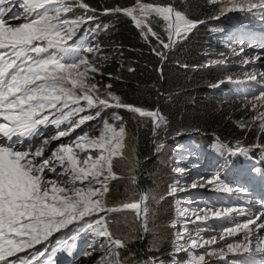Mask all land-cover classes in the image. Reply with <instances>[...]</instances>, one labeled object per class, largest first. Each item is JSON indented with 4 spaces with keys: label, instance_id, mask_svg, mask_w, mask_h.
Returning <instances> with one entry per match:
<instances>
[{
    "label": "snow or ice",
    "instance_id": "1",
    "mask_svg": "<svg viewBox=\"0 0 264 264\" xmlns=\"http://www.w3.org/2000/svg\"><path fill=\"white\" fill-rule=\"evenodd\" d=\"M230 2L233 7L221 9L222 15L238 7L241 12L259 10L264 16V0L248 3L246 7L243 3L237 5L236 0ZM7 4H19V8L13 11L6 8ZM0 5L5 6L0 7V118L3 121L0 122V264H16L15 260L9 261L8 257L25 249H33L36 245H45L54 234L74 223L83 224L79 232H91L94 239L103 238L95 242L104 250V264H121L119 250L126 247V242L114 238L109 232L107 215L134 210L141 227L147 231L150 211L144 203L147 196L143 194L138 200L124 202L117 207L105 205L108 183L117 179L112 171V158L122 154L124 123L121 122L117 128L104 120L99 137L90 138L85 132L75 139L69 138L66 143H58L55 148L51 145L53 141L71 137L76 129L85 126L88 121L101 119L102 114L110 109H126L134 117L151 118L154 137H158L159 130L165 125V117L159 109L145 110L122 101L119 96L108 91L107 96L114 102L110 103L109 99H101L96 94V84H89V71L96 72L97 69L83 54H97L101 49L98 44L84 37L74 40L79 26L92 23L95 19L96 10L84 0H0ZM79 9L83 10L86 20L63 18V14L74 13ZM118 13L130 17L143 36L147 37L151 33L157 40H161V37L146 22L153 14L161 17L168 33V42L163 43L161 40V43L167 49L186 40L189 33L204 23L189 20L172 3L164 5L162 2L141 3L136 0L134 7L105 8L103 14ZM21 20L24 22L13 24V21ZM99 29L100 25L94 30L88 29L86 35L93 37L94 41ZM206 66L212 65L209 63ZM259 76L264 78V73ZM248 79L256 81L257 75H251ZM226 82L234 81L228 77L210 87L218 88ZM260 99H264V95ZM81 102H85L83 106ZM86 110H94V115L72 119ZM113 119L121 121L115 112ZM259 119L261 134H264V112L260 113ZM65 124L66 127L62 128ZM52 126L56 132L48 135L45 130ZM162 147V144L157 145L158 149ZM220 147L223 148V145ZM236 151L247 150L237 148ZM48 173L54 174L56 178H47ZM132 179L135 183V177ZM214 181H218V177L208 181V184ZM178 189V182L170 186L171 193ZM223 191L231 193L233 189L224 186ZM233 211L225 209L213 215L217 219H227ZM96 216L99 218L92 219ZM85 218L89 220L86 222ZM202 218L207 220V214L196 216L197 221ZM253 226L257 230H264V224L249 219L242 225L226 228L225 235L220 236L224 240L238 231L246 230L247 242L227 244L228 253L244 255L245 258L239 264H264V261L256 260L257 254L264 255V238L256 237L255 249L251 247L252 240L249 237L253 236ZM183 235L178 233L179 238H183ZM188 239L191 244L187 249L181 246L177 251H192L215 243V239L200 243L190 234ZM57 243L61 244L60 241ZM177 243H180L179 239ZM66 246L67 241H64L62 247ZM48 247H51L50 243ZM71 250L68 247V251ZM56 255V247L51 248V255L45 247L44 251L33 252L31 260H21L20 264H41V261L43 264H53ZM207 255L226 257L223 249L204 255L193 254L187 264H208ZM45 256L47 260H44ZM144 264L156 262L150 259Z\"/></svg>",
    "mask_w": 264,
    "mask_h": 264
},
{
    "label": "rangeland",
    "instance_id": "2",
    "mask_svg": "<svg viewBox=\"0 0 264 264\" xmlns=\"http://www.w3.org/2000/svg\"><path fill=\"white\" fill-rule=\"evenodd\" d=\"M209 1L215 5L216 12L211 21L206 24L209 25V30L220 40L225 49V52L214 60L229 64L233 67L232 70L236 71L232 77L235 78L232 79L235 89H231L234 93L228 94V96L233 97L245 110L247 117L243 125H246L247 129H254V132L261 134L259 115L264 112V99H260L264 95V78H260L259 74L264 73V16L259 10H253L250 13L241 12L238 7L236 10L222 15L221 9L233 7L230 0L227 2L226 0ZM236 3L237 5L243 3L246 7L248 3H259V0H236ZM6 8L15 11L19 8V4H7ZM185 16L188 18L187 15ZM63 18L67 20L87 19L82 9L76 10L74 13L63 14ZM22 22L24 21H13V24ZM95 23L97 21L94 20L92 23L81 24L74 40L84 37L95 43L90 35H86L87 30L93 28ZM146 23L150 27L152 24L160 27L168 39V33L165 31L166 24L161 17L153 14L148 17ZM260 25L263 28L253 27ZM88 75L90 77L89 84H94L91 70ZM251 75H257V80L249 81L248 77ZM96 94L100 95L101 99H106L100 93ZM107 99L110 103H114L108 96ZM84 103L81 102V106ZM114 112L116 113L115 109L106 110L101 119L88 121L85 126L76 129L71 137L53 141L51 147L55 148L58 143H66L69 138L75 139L76 136L83 135L85 132L90 138L99 137L104 120L118 128L121 122L113 119ZM82 115H94V110H86L72 119H79V116ZM0 122H3L2 118H0ZM66 124L61 127H66ZM45 131L48 135H54L56 129L52 126ZM5 143H7L6 140ZM123 145L122 154L112 158V171L117 179L110 180L108 183L109 192L104 197L105 205L117 207L124 202H134L143 194L147 196L144 203L150 211L147 217V231L141 227V222L137 219L134 210L109 213L106 217L107 227L114 238H119L126 243L139 238L141 242H148L149 248L157 249L164 242H170L169 234L172 235L173 249L170 252L169 260L157 257L156 264H187L193 254L204 255L207 252H219L221 249L226 253V257L207 255L208 264H239L245 258L241 254L228 253L227 244L247 242L245 240L246 230L238 231L236 235L226 237L224 240H221L220 236L225 235L226 228L242 225L249 219L258 220L259 224H264V218H262L264 217V172L259 169V162L253 158L249 159L248 154L249 151L257 150L262 157L259 160L264 161V142L260 138L248 146L240 147L246 149V152H237L235 149L226 152L225 156L220 153L223 149L220 146L223 144L218 141L213 143L214 149L212 148L210 153H204L201 149L199 156L190 154V148L185 145L178 146L177 152L175 151V155L171 157L166 154L165 150L162 151L159 148L161 154L159 160L163 161L164 167L150 178L153 186L148 189H143L139 185L140 164L134 155V138L126 131L123 134ZM193 146L195 147V145ZM223 147L225 148L224 145ZM26 149L27 142H25ZM228 153L238 154L246 159L242 162V166L234 172L226 169ZM47 154L50 155V153ZM165 160L168 162L166 163ZM133 177H135V183ZM214 177H218V181L208 184V181L213 180ZM47 178L55 179L56 177L54 174L48 173ZM64 178L67 179V177ZM177 182L179 184L178 191L171 193L170 186ZM224 186L233 189V192L223 191ZM238 188L241 191H235ZM225 209L234 210L227 219L214 217L215 212H223ZM205 214L208 216L207 220L203 218L199 221L196 220L197 215L203 217ZM98 218L96 216L92 219ZM88 220L89 218H85L86 222ZM185 225H187V229H185ZM80 227H83V224L69 225L67 229L54 234L45 245H36L33 249H25L8 259L9 261L15 260L16 264H20L21 260H31L33 252L36 250L44 251L47 247L48 253L51 255V248L56 247L57 255L53 257V264H104V250L99 243L95 242V240L103 238L96 237L94 239L91 232L81 233L79 232ZM252 232L253 236L249 238L252 240L251 247L254 250L257 243L256 237L264 238V230H257L253 226ZM178 233L184 234L183 238H179ZM189 234L200 243L213 239H215V243H209L205 248H197L192 251H177L179 247L183 246L187 249V246L191 244V240L188 239ZM178 239L180 240L179 244L177 243ZM57 241H60L61 244H58ZM64 241H67L66 247H62ZM49 243L51 247H48ZM68 247H71V252L68 251ZM121 255V264H144L145 261L150 260L143 254H141V258L140 256H123L121 258ZM47 259L48 257L45 256L44 260ZM256 260L264 261V255L257 254Z\"/></svg>",
    "mask_w": 264,
    "mask_h": 264
},
{
    "label": "trees",
    "instance_id": "3",
    "mask_svg": "<svg viewBox=\"0 0 264 264\" xmlns=\"http://www.w3.org/2000/svg\"><path fill=\"white\" fill-rule=\"evenodd\" d=\"M84 2L96 10L94 20L97 23L91 29L100 25L94 41L101 51L86 54L97 69L92 72V80L98 93L107 98V92L111 91L126 103L145 110L159 109L165 117V125L159 130L158 137H154L151 118L140 119L126 109H115L125 131L134 138L141 188L153 186L150 178L164 167L163 161L159 160L161 154L157 145L162 144V151L165 150L169 157L175 155L180 145L190 148V154L199 156L201 149L210 153L213 143L218 141L225 146L220 152L225 156L226 152L242 145L248 146L257 138L264 142L262 134L247 129L246 125L241 127L247 117L246 112L233 97L228 96L234 93L231 90L235 89L234 82L223 83L218 88L210 87L234 77L236 71L231 65L214 60L225 49L206 24L216 12L215 5L209 0H140L141 3H172L190 20L204 21L189 33L186 40L179 41L171 49L164 48L163 43H167L168 39L160 27L151 25L163 43L150 33L147 37L143 36L133 20L123 13L103 14L105 8L134 7L136 0ZM209 63L211 67L206 66ZM248 154L249 158L260 159L257 150ZM244 160V156L228 153L227 171L234 172ZM260 168H264V164L261 163ZM169 236L170 242H164L157 249L149 248L148 242H141L139 238L132 240L119 250L121 258H141L143 254L154 260L157 257L169 260L173 249L172 235Z\"/></svg>",
    "mask_w": 264,
    "mask_h": 264
},
{
    "label": "clouds",
    "instance_id": "4",
    "mask_svg": "<svg viewBox=\"0 0 264 264\" xmlns=\"http://www.w3.org/2000/svg\"><path fill=\"white\" fill-rule=\"evenodd\" d=\"M253 27H256V28H263L261 25L260 26H253ZM249 159H251V158H249ZM254 159V158H253ZM260 159H262V157H261V155H260ZM255 160H257L258 162H259V169L262 171V172H264V168H260V166H261V163L262 164H264V161H262V160H259V159H255ZM264 188V187H263Z\"/></svg>",
    "mask_w": 264,
    "mask_h": 264
}]
</instances>
